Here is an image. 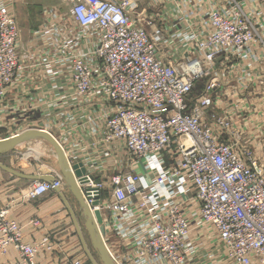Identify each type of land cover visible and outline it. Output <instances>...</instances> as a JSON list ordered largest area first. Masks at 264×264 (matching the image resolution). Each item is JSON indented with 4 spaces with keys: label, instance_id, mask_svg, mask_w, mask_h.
<instances>
[{
    "label": "built area",
    "instance_id": "obj_1",
    "mask_svg": "<svg viewBox=\"0 0 264 264\" xmlns=\"http://www.w3.org/2000/svg\"><path fill=\"white\" fill-rule=\"evenodd\" d=\"M63 3L24 42L0 1V127L31 120L73 174L83 164L85 201L124 241L109 249L117 264H187L200 250L207 264H264V165L242 121L251 86H264L262 0ZM52 175L22 200L65 185ZM12 203L0 202V256L41 264L53 245L25 240Z\"/></svg>",
    "mask_w": 264,
    "mask_h": 264
},
{
    "label": "crops",
    "instance_id": "obj_2",
    "mask_svg": "<svg viewBox=\"0 0 264 264\" xmlns=\"http://www.w3.org/2000/svg\"><path fill=\"white\" fill-rule=\"evenodd\" d=\"M3 1L9 6V9L17 20H19L18 14L20 13L23 15V18H26V15L28 16L26 20L22 21L28 24L29 28L35 26L31 31L37 29L42 24V13L45 8L50 6H54L56 9L64 8L63 0ZM147 2L148 0H142L140 9ZM262 7L264 8V0H262ZM31 16L32 19H30ZM247 97L248 102L245 104V107H248V113H245L243 109L242 114L244 139L250 144V147L253 148L254 153L258 155L260 162L264 165V86L262 87L259 84L252 85ZM240 119L241 117L238 118V121ZM31 141H28L30 147L36 146L37 143L34 140L33 142ZM30 149L32 150L33 148ZM26 156L23 150L21 152L12 151L0 156V161L26 174H55L56 171H59L58 168V170L46 169L42 172V168L45 165L38 163L39 161H34L37 159V156L34 157L32 162H27ZM6 157H10L12 163L5 161ZM24 165H26V168L22 169L21 167ZM31 183L27 179L13 176L0 168V202L6 203L14 200L10 215L23 227L25 240L32 242L48 237L53 245V250L51 251L46 249L40 250L37 255V261L41 264H74L77 261L80 264H93L85 251L71 212L56 191H51L35 201L22 200L21 193ZM68 197L71 204H74V210L76 209V212L79 214L80 209L75 203L74 197L72 194H69ZM109 217L110 213L109 215L107 214V219L104 218V241L114 255H121L125 250L123 247L124 241L117 237L113 231ZM107 223H109V226ZM83 232L95 258L101 263V259L93 249L90 236L84 226ZM206 253L200 250L194 257H190L191 260L189 259L187 264H207ZM0 264H21L19 252L14 248H9L6 254L0 256Z\"/></svg>",
    "mask_w": 264,
    "mask_h": 264
},
{
    "label": "water",
    "instance_id": "obj_3",
    "mask_svg": "<svg viewBox=\"0 0 264 264\" xmlns=\"http://www.w3.org/2000/svg\"><path fill=\"white\" fill-rule=\"evenodd\" d=\"M38 138H44L48 140L57 152L59 170L64 177L65 185L63 187L57 188L55 191L62 197L67 208L71 212L74 223L83 242V246L91 262L93 264H117L114 261L107 244L104 241V216L100 210L92 211L90 206L85 201L76 180V178H78L80 182L85 181L84 179H86L85 175L87 172L86 168L83 166L82 163L75 164L73 166L75 174H73L70 170L62 147L53 136L41 129H28L22 131L17 136H12L0 140V156L8 154L12 151L21 152V144L28 142L32 139ZM0 168L13 176L24 178L31 182H51L54 180V176L52 174H26L18 171L17 169L12 168L11 166H8L2 161H0ZM69 194H72V196L74 197V201L80 209L79 214L78 212H76V209L74 210V204H71L70 198L68 197ZM98 204L99 201H95L94 205ZM82 224L90 236L92 247L99 255L101 263L98 262V260L95 258L93 252L91 251L87 243V240L84 236Z\"/></svg>",
    "mask_w": 264,
    "mask_h": 264
},
{
    "label": "rangeland",
    "instance_id": "obj_4",
    "mask_svg": "<svg viewBox=\"0 0 264 264\" xmlns=\"http://www.w3.org/2000/svg\"><path fill=\"white\" fill-rule=\"evenodd\" d=\"M24 15H26V13H24ZM18 16H19L18 23L20 24L22 31H23L22 32V36L24 38L23 40H24V42H26L30 33H31L32 28L34 29L35 26L29 28L28 24H26L22 21V20H26V18H28L27 15H26V18H23V15L21 13L18 14ZM30 19H32V16ZM206 82H207V80H201L199 87L194 92V95H197L201 92L202 87H204ZM31 123H32L31 120H25V119H22L19 121L17 120L16 122H12V121L8 120L6 122V124L2 125L3 128L0 127V139L6 137L8 135V133H12L15 131L17 133V131L20 132V131H23L25 129H28V127L30 125H32ZM33 140L37 143L36 146L30 147L28 142L23 143L21 145V149L23 150V153L25 155H27L26 161L32 162L34 160V157L37 156L36 157L37 159L34 161H39L38 163H43L45 165V166H43L44 168H42V172L45 171L46 169L58 170L59 165H58V160H57V152H56L55 148L53 147V145L48 140H46L44 138L32 139L31 142H33ZM30 148H33V149L31 150ZM4 160L8 161L9 163H12V160L10 159V157H6ZM22 164H24V163H22ZM16 165H18V164L16 163ZM21 168L25 169L26 165H24ZM23 193H25V191H23L21 193V196L23 195ZM10 202H14V200H10L6 203H10ZM6 203H4V204H6ZM105 210L106 209H102V211L104 213V218L107 217V212ZM107 224L109 226V223H107Z\"/></svg>",
    "mask_w": 264,
    "mask_h": 264
}]
</instances>
